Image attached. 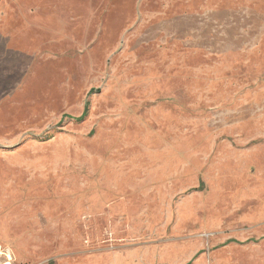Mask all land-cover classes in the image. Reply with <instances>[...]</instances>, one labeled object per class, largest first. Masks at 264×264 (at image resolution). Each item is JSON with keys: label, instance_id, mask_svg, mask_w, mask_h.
<instances>
[{"label": "rangeland", "instance_id": "374dc122", "mask_svg": "<svg viewBox=\"0 0 264 264\" xmlns=\"http://www.w3.org/2000/svg\"><path fill=\"white\" fill-rule=\"evenodd\" d=\"M0 246L264 264V0H0Z\"/></svg>", "mask_w": 264, "mask_h": 264}, {"label": "built area", "instance_id": "2783aa9c", "mask_svg": "<svg viewBox=\"0 0 264 264\" xmlns=\"http://www.w3.org/2000/svg\"><path fill=\"white\" fill-rule=\"evenodd\" d=\"M13 254L7 247H0V264H12Z\"/></svg>", "mask_w": 264, "mask_h": 264}, {"label": "crops", "instance_id": "0c3cea01", "mask_svg": "<svg viewBox=\"0 0 264 264\" xmlns=\"http://www.w3.org/2000/svg\"><path fill=\"white\" fill-rule=\"evenodd\" d=\"M0 247H2V246H0ZM5 247V246H4ZM7 248H9V247H7ZM10 250H11V252H12V254H13V259H12V264H17L16 262V258H15V254H14V252H13V250L11 249V248H9Z\"/></svg>", "mask_w": 264, "mask_h": 264}, {"label": "trees", "instance_id": "16d2710c", "mask_svg": "<svg viewBox=\"0 0 264 264\" xmlns=\"http://www.w3.org/2000/svg\"><path fill=\"white\" fill-rule=\"evenodd\" d=\"M86 115V110L82 113V115L79 117V120H82Z\"/></svg>", "mask_w": 264, "mask_h": 264}]
</instances>
